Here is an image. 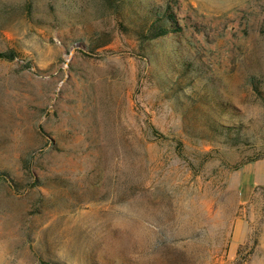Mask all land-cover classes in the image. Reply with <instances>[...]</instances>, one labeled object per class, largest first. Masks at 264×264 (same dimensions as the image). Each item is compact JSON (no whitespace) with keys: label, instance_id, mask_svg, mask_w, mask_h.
Returning a JSON list of instances; mask_svg holds the SVG:
<instances>
[{"label":"rangeland","instance_id":"374dc122","mask_svg":"<svg viewBox=\"0 0 264 264\" xmlns=\"http://www.w3.org/2000/svg\"><path fill=\"white\" fill-rule=\"evenodd\" d=\"M0 264H264V0H0Z\"/></svg>","mask_w":264,"mask_h":264},{"label":"crops","instance_id":"0c3cea01","mask_svg":"<svg viewBox=\"0 0 264 264\" xmlns=\"http://www.w3.org/2000/svg\"><path fill=\"white\" fill-rule=\"evenodd\" d=\"M240 182L244 192L264 189V159L250 162L240 169Z\"/></svg>","mask_w":264,"mask_h":264},{"label":"trees","instance_id":"16d2710c","mask_svg":"<svg viewBox=\"0 0 264 264\" xmlns=\"http://www.w3.org/2000/svg\"><path fill=\"white\" fill-rule=\"evenodd\" d=\"M8 58V57H12V55L11 54H8V53H6V52H1L0 51V58Z\"/></svg>","mask_w":264,"mask_h":264}]
</instances>
